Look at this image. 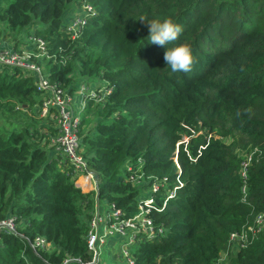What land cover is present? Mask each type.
<instances>
[{"label": "trees", "instance_id": "obj_1", "mask_svg": "<svg viewBox=\"0 0 264 264\" xmlns=\"http://www.w3.org/2000/svg\"><path fill=\"white\" fill-rule=\"evenodd\" d=\"M72 2L84 19L76 33L64 19ZM140 17H171L183 32L151 44ZM0 42L36 53L49 82L70 94L78 82L105 81L75 111L78 151L96 174L87 191L52 141L55 106L30 116L49 92L32 71L0 62V116L10 122L0 125V220L12 216L22 234L0 228V264H82L95 204L108 224L111 204L123 220L147 197L144 215L162 231H135L128 256L116 252L111 264H264V0H0ZM181 43L196 58L188 73L164 60ZM231 233L245 235L235 249ZM37 235L49 244L34 250ZM112 237L125 234L102 247Z\"/></svg>", "mask_w": 264, "mask_h": 264}, {"label": "built area", "instance_id": "obj_2", "mask_svg": "<svg viewBox=\"0 0 264 264\" xmlns=\"http://www.w3.org/2000/svg\"><path fill=\"white\" fill-rule=\"evenodd\" d=\"M84 9H89L90 6L87 4L83 5ZM84 22L82 16H77L72 22L67 26L68 30H72L73 33H76L79 29L81 23ZM37 40V47L44 52L45 46L44 41L35 37ZM32 55L37 56L36 53L29 50H15L10 46L4 45L0 42V62L9 63L21 66L29 71H32L36 75V84L38 89L45 90L49 92V95L46 96L43 100V110L48 111L50 106H55L56 111L53 112V116L57 119V124L59 127V132L52 139V141L56 144V147L59 148L65 156L70 159V161L74 164L75 168L80 171L79 175H84L93 182V189L96 188V179L94 178L95 173L93 170L88 169L86 165V161L81 153L78 151L79 148V139L77 134V127L79 123V116L76 112H74L72 106L70 105V101L72 99V95L61 87L56 86L49 82V80L42 73V68L40 64L32 59ZM82 89L87 88L86 85L82 84ZM91 95H96L95 90H91L89 92ZM165 179V177L163 178ZM162 183L154 182L152 188L158 189ZM174 189L169 191L167 196H171L173 194ZM152 202L151 197L144 198L139 204V212L134 214L131 218L127 219H118L119 211L116 208H113V204L110 205L112 208L111 215L113 216V221L107 224L108 217L104 215L100 209L98 204H95L91 217L89 220V228L87 235V245L89 249L92 251V256L89 260L82 261V264H96L98 260V256L100 254V245L104 241V238L108 234H112L113 231L116 233L126 234V230L131 229L132 233L129 237V242L132 241L135 231L142 230L146 232L149 236L154 235L155 232H161L162 227L154 228L152 221L149 217L145 216L144 213L148 210L145 205H150ZM261 218L258 219V222H261ZM6 228L14 233L21 232L18 231L17 226L15 225L14 218L9 216L7 218L0 220V228ZM22 235V234H21ZM244 233L240 235L238 233H231L230 239L231 241L235 238L244 239ZM49 243L46 238L42 235H37L33 240L30 241V245L34 250L38 248H43L47 246ZM71 259H76L73 257H65L63 259V264L68 262ZM76 260H80L77 258ZM132 260L130 259V264ZM171 264V263H170Z\"/></svg>", "mask_w": 264, "mask_h": 264}, {"label": "rangeland", "instance_id": "obj_3", "mask_svg": "<svg viewBox=\"0 0 264 264\" xmlns=\"http://www.w3.org/2000/svg\"><path fill=\"white\" fill-rule=\"evenodd\" d=\"M76 5V6H79L77 3H70V5H68V10L67 12H70L68 14H66V16L64 17V19H67V22H71L73 19H75L77 16H80L81 15V11L78 9V7H75L73 9V5ZM71 7V8H70ZM73 14V16L75 17H71V15ZM74 79H73V82L75 80H79L80 77H78L79 75L74 73ZM76 82V81H75ZM79 82L76 83L75 85V88L73 90V92L71 93L72 95V99L70 101V105L72 106L74 112L75 111H78L81 109H83V103H84V99L86 98V96H90L91 94H89V92L91 90H97V87L99 85L101 91L103 90L104 86H105V81L101 78H97L95 79V81L93 83H86L84 85H88L87 88L85 89H82V85L79 87ZM95 96V95H94ZM88 98V97H87ZM99 112V107H98V104H96L92 109L91 111L84 116V120H85V124L84 126L82 127V130H85L86 128L90 127L94 120L96 119V115L97 113ZM30 113V116H42L44 117L45 114H46V111L43 110V105L42 107L40 105H36L33 107V111H29ZM83 113V112H82ZM53 115V113H51ZM82 116V114H81ZM27 120V117H16L15 118V121L19 122V121H23L25 122ZM39 124L43 123V122H46L45 119H39L37 121ZM0 125L2 128H9L10 127V122L7 120L6 117L4 116H0ZM185 138H188V137H185ZM80 178H84V176H80ZM144 192H148L150 191V188H145L143 190ZM262 222V220H261ZM116 233V231H113L112 234ZM129 233H131V231L129 232H126L125 234V237L122 239V241L120 240V238L117 237V240L113 239L114 237H112L110 240H112V242L109 240L110 242V245L108 243H106L104 245V247H102L103 244L100 245V248L102 250V252L104 251V253H102V258L104 259L103 260V263L104 264H111L110 262H113V261H117V260H120L118 257H116V255L114 253L118 252V253H122L123 255H126L128 256V250L131 251L133 246H134V243H129ZM232 244H233V248L235 249L236 246L240 243L239 241V238H235L232 240ZM235 245V246H234ZM103 255H106L105 257ZM117 258V260H115ZM223 257H221L222 259ZM100 259V257L98 256V260ZM112 260V261H111Z\"/></svg>", "mask_w": 264, "mask_h": 264}, {"label": "clouds", "instance_id": "obj_4", "mask_svg": "<svg viewBox=\"0 0 264 264\" xmlns=\"http://www.w3.org/2000/svg\"><path fill=\"white\" fill-rule=\"evenodd\" d=\"M139 20L146 22V27L149 30L148 40L151 44L159 46L173 44L183 32L182 25L175 22L171 17L163 20H149L147 17H140ZM164 60L173 72H191L196 63L192 46L189 43L169 47L164 54Z\"/></svg>", "mask_w": 264, "mask_h": 264}, {"label": "crops", "instance_id": "obj_5", "mask_svg": "<svg viewBox=\"0 0 264 264\" xmlns=\"http://www.w3.org/2000/svg\"><path fill=\"white\" fill-rule=\"evenodd\" d=\"M80 176L84 175H78L76 178V184L81 186L85 190H93V182L91 180H88L87 177L84 176V178H80Z\"/></svg>", "mask_w": 264, "mask_h": 264}, {"label": "water", "instance_id": "obj_6", "mask_svg": "<svg viewBox=\"0 0 264 264\" xmlns=\"http://www.w3.org/2000/svg\"><path fill=\"white\" fill-rule=\"evenodd\" d=\"M94 178L96 179V174H95Z\"/></svg>", "mask_w": 264, "mask_h": 264}]
</instances>
